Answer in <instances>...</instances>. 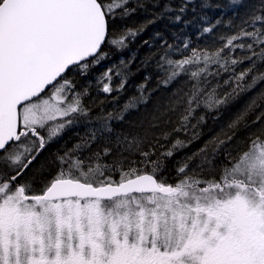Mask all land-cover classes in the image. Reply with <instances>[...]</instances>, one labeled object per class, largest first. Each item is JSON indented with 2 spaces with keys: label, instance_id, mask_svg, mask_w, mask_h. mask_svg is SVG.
I'll return each instance as SVG.
<instances>
[{
  "label": "snow or ice",
  "instance_id": "6c2138e0",
  "mask_svg": "<svg viewBox=\"0 0 264 264\" xmlns=\"http://www.w3.org/2000/svg\"><path fill=\"white\" fill-rule=\"evenodd\" d=\"M0 264H264V0H0Z\"/></svg>",
  "mask_w": 264,
  "mask_h": 264
},
{
  "label": "trees",
  "instance_id": "16d2710c",
  "mask_svg": "<svg viewBox=\"0 0 264 264\" xmlns=\"http://www.w3.org/2000/svg\"><path fill=\"white\" fill-rule=\"evenodd\" d=\"M146 18H151L150 16L146 17L144 15H139L137 17H134L133 19L136 21V24H139V23H142ZM131 23V22H130ZM165 23V22H158L157 24L155 25H149V27L147 28V30L141 35V36H138L135 40V42L133 43H130L129 45V49L125 50L124 52H116L114 55H113V61L114 62H118L119 59L121 57H123L124 59H128L130 58L131 54L133 52H135L137 50V48H139V53L137 55V59L132 63V65L130 66L131 67V71L132 72H136L138 66H139V62H140V59L145 55V53L148 51L147 47H140L142 41L144 39H147L151 36V34L153 33V31H159V30H162V24ZM166 35H169L167 32L165 33ZM169 40L171 41V36L169 35ZM95 74H99L100 72L104 71V68L103 67H98L96 69L93 70ZM141 76L140 75H137V76H133L130 80V84H135L137 82H139ZM117 83H118V80H117ZM155 84V81L153 80V82L149 85V87H153ZM134 92V88L133 87H129L126 92H125V95L122 96L119 100V104H123L124 101L127 99V97L129 95H132ZM93 96H95V92H93ZM103 98V94H101V97H97V103L99 102L100 99ZM88 100L85 101V103H87ZM112 104L109 103V104H106L105 105V108L107 110H111L112 109ZM95 111H99V109H94V112ZM212 126V121L211 119L208 120V123L206 125L203 126V130L205 131V133H207L208 131V128ZM186 151H191V149H185L184 151H181V152H178L176 154V156L173 158L172 161L169 162V167L172 166V164L175 162V160H178L183 154L184 152Z\"/></svg>",
  "mask_w": 264,
  "mask_h": 264
}]
</instances>
